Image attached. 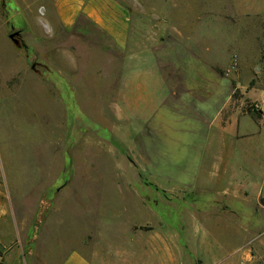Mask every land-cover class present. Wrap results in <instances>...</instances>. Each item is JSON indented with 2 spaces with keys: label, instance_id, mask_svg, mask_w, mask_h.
<instances>
[{
  "label": "rangeland",
  "instance_id": "374dc122",
  "mask_svg": "<svg viewBox=\"0 0 264 264\" xmlns=\"http://www.w3.org/2000/svg\"><path fill=\"white\" fill-rule=\"evenodd\" d=\"M263 8V0H0V183L14 215L0 233L14 226L9 245L26 264H58L82 246L98 264H150L144 250L157 245L175 247L174 264H264L262 174L187 176L190 189H167L184 180L183 168L161 159L170 171L152 173L150 128L137 137L141 148L124 136L117 94L149 87L153 71L168 74L166 57L158 62L168 44L205 45L232 88L224 119L244 120L227 132L255 129L263 157ZM186 130L173 134L177 143Z\"/></svg>",
  "mask_w": 264,
  "mask_h": 264
},
{
  "label": "crops",
  "instance_id": "0c3cea01",
  "mask_svg": "<svg viewBox=\"0 0 264 264\" xmlns=\"http://www.w3.org/2000/svg\"><path fill=\"white\" fill-rule=\"evenodd\" d=\"M258 11L264 13V8ZM221 49L215 48V52ZM166 51V55L160 56L158 62L161 63L162 60L164 63L162 58L166 57L170 67L168 74L164 69L158 70L157 73L153 71L149 87L137 82L136 86L130 89L127 85L120 87L117 93L120 95L121 119L124 118L121 123L126 128L124 136H136L135 142H138L141 148L144 141L138 140L137 137L144 135L146 127L150 128L151 145L147 150L145 147L144 149L152 159V173L166 172L157 166L161 159L168 160V169L176 165L183 168L180 169L179 175L185 176L184 180H169L166 183L169 190L190 189L187 176L211 179L216 177L217 181L224 183L227 176L258 173L262 174L264 181V156L260 158L257 154L256 144L259 140L254 137L255 129L246 130L243 126L234 134L227 132L234 120L240 127L241 121L244 120L232 113L224 119L230 107L232 88L221 71L209 65L212 60L208 59L205 53L207 46L200 44L191 47L184 42H174L168 44ZM218 94L222 95V101L214 107L209 116L210 108L213 107ZM133 109L136 121L129 123L128 112ZM140 118L145 121L143 125L139 122ZM253 124L256 127L254 122ZM129 125L134 126L135 131L129 130ZM180 127L187 128L181 135L183 143H177L179 136L175 139L172 137ZM209 129L212 131L209 132ZM228 145L231 146L229 151L226 149ZM174 160H183L184 163ZM236 182H239V179ZM171 184H174L172 188ZM0 186V222L7 223L10 228L9 222L14 223V218L10 217L14 215L11 214L10 203L7 202L9 195H6L1 183ZM153 232L154 229L151 233ZM14 239V226L12 231L0 233L1 244L9 245ZM144 251L153 256L150 264L175 263L174 246L161 248L157 245ZM96 252L94 255L102 260L103 252ZM88 255L83 246L70 248L58 264H98ZM0 264H26L24 250L21 247L12 248L10 245L1 248Z\"/></svg>",
  "mask_w": 264,
  "mask_h": 264
},
{
  "label": "built area",
  "instance_id": "2783aa9c",
  "mask_svg": "<svg viewBox=\"0 0 264 264\" xmlns=\"http://www.w3.org/2000/svg\"><path fill=\"white\" fill-rule=\"evenodd\" d=\"M256 107H257V109L264 107V100H262V102L259 105H257Z\"/></svg>",
  "mask_w": 264,
  "mask_h": 264
},
{
  "label": "water",
  "instance_id": "95a60500",
  "mask_svg": "<svg viewBox=\"0 0 264 264\" xmlns=\"http://www.w3.org/2000/svg\"><path fill=\"white\" fill-rule=\"evenodd\" d=\"M15 35H17V34H15ZM14 34L13 35H11V38L14 40V42L16 43V44H18V40H15L14 39V36H15Z\"/></svg>",
  "mask_w": 264,
  "mask_h": 264
},
{
  "label": "trees",
  "instance_id": "16d2710c",
  "mask_svg": "<svg viewBox=\"0 0 264 264\" xmlns=\"http://www.w3.org/2000/svg\"><path fill=\"white\" fill-rule=\"evenodd\" d=\"M18 43H19V42H18ZM260 203H261L262 205H264V199H263V198L260 199Z\"/></svg>",
  "mask_w": 264,
  "mask_h": 264
}]
</instances>
